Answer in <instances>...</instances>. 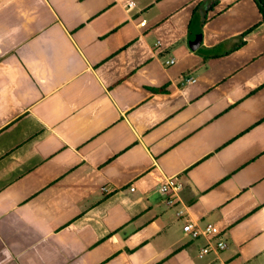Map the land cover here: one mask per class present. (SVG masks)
I'll list each match as a JSON object with an SVG mask.
<instances>
[{
	"label": "crops",
	"instance_id": "obj_1",
	"mask_svg": "<svg viewBox=\"0 0 264 264\" xmlns=\"http://www.w3.org/2000/svg\"><path fill=\"white\" fill-rule=\"evenodd\" d=\"M202 1L0 0V264H264V24L219 0L192 51Z\"/></svg>",
	"mask_w": 264,
	"mask_h": 264
},
{
	"label": "built area",
	"instance_id": "obj_2",
	"mask_svg": "<svg viewBox=\"0 0 264 264\" xmlns=\"http://www.w3.org/2000/svg\"><path fill=\"white\" fill-rule=\"evenodd\" d=\"M133 6L132 2L128 3V8L131 9ZM145 23L141 25L144 26ZM173 61L168 62L172 64ZM192 82V81H191ZM134 191V189H131ZM182 191L181 183L174 178H166L159 183V192L163 196V202L166 206L176 209V215L178 217H183L184 211L181 207L180 192ZM182 232L185 237L191 240L203 239L206 246L201 249L200 253L202 255H207L209 253H219L225 251L228 248L227 243L220 238L222 232L214 224H203L189 220L185 222L182 227ZM220 238V239H219Z\"/></svg>",
	"mask_w": 264,
	"mask_h": 264
},
{
	"label": "trees",
	"instance_id": "obj_3",
	"mask_svg": "<svg viewBox=\"0 0 264 264\" xmlns=\"http://www.w3.org/2000/svg\"><path fill=\"white\" fill-rule=\"evenodd\" d=\"M218 2L219 0H204L196 5L193 10V16L188 27V34L191 40L194 39L198 33H201V26H203L208 21V13L213 11L218 6ZM253 2L260 14V23L264 24V0H253ZM198 21H200L201 24L199 28H197L196 26V23Z\"/></svg>",
	"mask_w": 264,
	"mask_h": 264
},
{
	"label": "water",
	"instance_id": "obj_4",
	"mask_svg": "<svg viewBox=\"0 0 264 264\" xmlns=\"http://www.w3.org/2000/svg\"><path fill=\"white\" fill-rule=\"evenodd\" d=\"M200 43H201V36L197 35L196 38L192 42H190L189 46L192 51H195L199 47Z\"/></svg>",
	"mask_w": 264,
	"mask_h": 264
}]
</instances>
